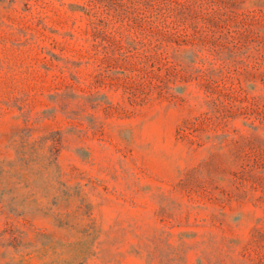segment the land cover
<instances>
[{
  "label": "rangeland",
  "instance_id": "374dc122",
  "mask_svg": "<svg viewBox=\"0 0 264 264\" xmlns=\"http://www.w3.org/2000/svg\"><path fill=\"white\" fill-rule=\"evenodd\" d=\"M0 264H264V0H0Z\"/></svg>",
  "mask_w": 264,
  "mask_h": 264
}]
</instances>
